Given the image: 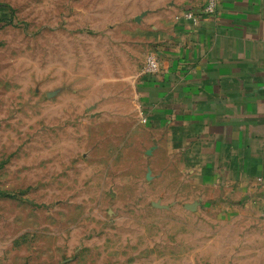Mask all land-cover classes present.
<instances>
[{
  "label": "rangeland",
  "instance_id": "rangeland-1",
  "mask_svg": "<svg viewBox=\"0 0 264 264\" xmlns=\"http://www.w3.org/2000/svg\"><path fill=\"white\" fill-rule=\"evenodd\" d=\"M123 10L0 0V264H264V176L144 103Z\"/></svg>",
  "mask_w": 264,
  "mask_h": 264
},
{
  "label": "crops",
  "instance_id": "crops-1",
  "mask_svg": "<svg viewBox=\"0 0 264 264\" xmlns=\"http://www.w3.org/2000/svg\"><path fill=\"white\" fill-rule=\"evenodd\" d=\"M205 2L124 0V19L140 31L133 43L161 67L141 97L188 141L205 143L213 173L217 158L228 173L264 176V0H218L213 16L203 15Z\"/></svg>",
  "mask_w": 264,
  "mask_h": 264
},
{
  "label": "built area",
  "instance_id": "built-area-1",
  "mask_svg": "<svg viewBox=\"0 0 264 264\" xmlns=\"http://www.w3.org/2000/svg\"><path fill=\"white\" fill-rule=\"evenodd\" d=\"M218 9V0H206L205 6L203 9L204 16H213L217 13ZM195 15L188 14L187 19L191 21H196ZM145 74L147 78H156L162 74L159 59L156 56H150L147 58L145 65Z\"/></svg>",
  "mask_w": 264,
  "mask_h": 264
},
{
  "label": "trees",
  "instance_id": "trees-1",
  "mask_svg": "<svg viewBox=\"0 0 264 264\" xmlns=\"http://www.w3.org/2000/svg\"><path fill=\"white\" fill-rule=\"evenodd\" d=\"M156 81H157L156 78H154V79H152V78H148V82L154 83V82H156Z\"/></svg>",
  "mask_w": 264,
  "mask_h": 264
}]
</instances>
